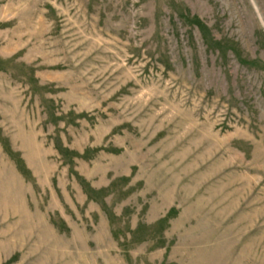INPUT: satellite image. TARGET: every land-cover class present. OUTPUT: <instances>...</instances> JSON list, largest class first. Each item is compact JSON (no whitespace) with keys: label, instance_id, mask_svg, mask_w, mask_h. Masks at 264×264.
Wrapping results in <instances>:
<instances>
[{"label":"rangeland","instance_id":"rangeland-1","mask_svg":"<svg viewBox=\"0 0 264 264\" xmlns=\"http://www.w3.org/2000/svg\"><path fill=\"white\" fill-rule=\"evenodd\" d=\"M0 264H264V0H0Z\"/></svg>","mask_w":264,"mask_h":264}]
</instances>
